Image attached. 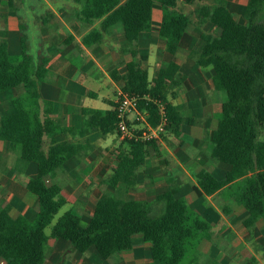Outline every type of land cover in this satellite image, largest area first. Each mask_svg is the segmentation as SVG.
Here are the masks:
<instances>
[{
    "label": "trees",
    "instance_id": "16d2710c",
    "mask_svg": "<svg viewBox=\"0 0 264 264\" xmlns=\"http://www.w3.org/2000/svg\"><path fill=\"white\" fill-rule=\"evenodd\" d=\"M192 3L197 0H185ZM210 21L215 34H202L201 44L190 51V56L200 67L211 68L213 86L223 90L225 99L216 113L217 124L210 136L211 154L224 170L215 175L200 170L196 177L207 194L225 185L238 203L246 208L244 224L249 226L264 217V140L258 138L259 126L264 124V0H251L244 9L245 20L236 19L224 0H209ZM178 0H82L77 17L84 23L100 20L99 28L108 31L119 23L125 44L134 45L140 33L151 31L152 9L155 3L162 10L158 33L165 39V60L157 66L155 74L135 61L126 63L125 73L111 70L115 80H121L124 93H148L150 100H141L140 110H148L149 124L159 121L158 102H162L166 114L165 137L170 132L178 135L185 116L182 107L174 104L173 89L180 86L186 74L176 63L180 46L193 37L188 30L192 26L190 16L177 6ZM72 39L68 35L64 43ZM101 31L92 29L83 37L87 46L99 44ZM47 56L37 62L29 51L26 38H20V58L11 60L6 44L0 41V92H14L19 85L29 89L31 78L42 79L47 68ZM11 99L12 111L0 116V139L8 150L33 162L35 174L27 181V189L37 196V210L33 219L23 215L11 217L7 210H0V260L5 264H43L45 249L54 239L69 242L70 249L84 252L93 247L102 258L116 251L132 248L133 235L139 233L142 241H149L151 257L158 264H180L194 246V239L202 235L204 220L189 207L183 197L170 190L158 195L151 203L134 197L120 198L102 194L94 204L92 214L85 225L77 213L67 210L48 226L65 203L60 186L53 180L55 169L77 151L65 140L57 142L55 135L72 129L58 127L47 115L40 114L37 99L26 92ZM115 105V103H114ZM91 123L103 133L116 129V113L90 110ZM191 122V118H187ZM51 140L46 153L40 152L43 137ZM126 144V145H125ZM158 151L156 139H123L116 153V164L106 179L110 187L120 183L126 189L136 183L138 170L145 163L148 150ZM157 206L158 211H154Z\"/></svg>",
    "mask_w": 264,
    "mask_h": 264
},
{
    "label": "crops",
    "instance_id": "0c3cea01",
    "mask_svg": "<svg viewBox=\"0 0 264 264\" xmlns=\"http://www.w3.org/2000/svg\"><path fill=\"white\" fill-rule=\"evenodd\" d=\"M197 1L200 3L193 19L180 7L181 2H177L178 8L192 20L188 32L193 41L181 45L177 52L176 63L186 78L173 89L175 94L172 101L182 107V112L189 110L192 118L189 124L194 121L192 114L205 116L204 121L193 123L201 126V134L197 133V137L192 140L194 146H186L187 151L182 150L185 148L180 138L182 127L179 134L174 135L177 141L175 145H167L161 137L156 140L158 151L150 147L142 167L151 162L153 170L159 163L168 166V169H159L163 171L162 175L155 174L156 171L149 172L145 195L153 201L156 195L170 190L175 196L183 197L204 220L206 230L194 239L192 250L180 264H264V217L249 226L245 225L246 208L229 193L226 185L207 194L197 181L196 175L200 170L218 176L224 170L211 154L210 136L216 128L217 117L215 123L210 124L211 115H204L212 111L215 114L219 112L222 98L216 106L211 92L219 91L213 86L211 68L197 66L189 55L192 49H197L201 44L202 34L216 33L209 12L205 14L200 11L201 6L210 7L213 4L211 1ZM81 7L82 0H34L27 5L25 0H0V41L6 44L9 59L20 58V38L23 37L28 40L29 51L31 42L34 39L36 41V53L33 55L35 62L41 56L48 57L44 77L31 78L28 90L19 85L14 92H0V116L12 111V93L14 96H23L30 92L38 101L42 117L47 115L56 126L72 129L55 135L57 142H70L77 151L55 169L53 179L61 188L60 195L65 199L63 205L70 204L68 210L77 213L80 223L85 225L95 202L100 195L105 194L98 188L94 191L90 180H86L99 176L102 177L99 182L105 183L113 167L106 177L104 163L112 155L116 157L119 146L123 144L116 129L103 133L90 124V110H112L115 101L123 93L121 80H115L111 70L123 75L126 63L135 61L148 70L150 77L153 76L157 66L165 60V39L158 33L162 10L157 3L152 9V30L140 33L134 45L125 44L119 23L104 31L99 28L100 20L92 24L82 22L77 17ZM94 28L101 31L100 42L87 46L83 43V37ZM68 35L72 39L64 43ZM207 77L210 84L204 81ZM196 84L203 89L193 91L192 87ZM208 84L211 91H205ZM181 88H184L185 97L182 95L179 99ZM133 124L138 125L136 121H131ZM50 145V138L44 136L40 152L46 153ZM160 151L162 160H151ZM139 170L136 183L128 190L135 189L141 182ZM35 171L33 162L8 150L6 141L0 139V210H7L11 217L23 215L33 219L37 210V196L27 189L26 184ZM120 187L126 189L121 183L117 188ZM44 254L43 264H63L65 258V264H150L149 258L151 264H158L152 259L148 246L140 242L134 243L130 252L116 251L108 258H102L93 247L84 252L72 250L68 241L59 238L50 241ZM114 254L117 257H113ZM0 264H5V261L1 259Z\"/></svg>",
    "mask_w": 264,
    "mask_h": 264
},
{
    "label": "rangeland",
    "instance_id": "374dc122",
    "mask_svg": "<svg viewBox=\"0 0 264 264\" xmlns=\"http://www.w3.org/2000/svg\"><path fill=\"white\" fill-rule=\"evenodd\" d=\"M179 1L181 2L180 7L183 8V10L186 11L191 16V18L193 19L195 17L196 8H197V6L199 5L200 2L194 1L192 3H187L185 0H179ZM204 1H207L208 3H210L209 0H204ZM224 1H225V4L228 5L230 10L233 11L234 17L236 19H240V20H245L246 19L248 11H247V9L245 10L244 7L248 6L250 4L251 0H224ZM30 2H34V0H25V5H27V3H30ZM23 11H21V12H23ZM36 48H37V44H36V41L34 39V41L31 42V47H30V52L33 55H35V53H36ZM203 68H206V67H203ZM205 71H207V70H205ZM204 81H205L206 84L209 83L208 77L204 78ZM209 84H208V87H206L205 91H207V90L211 91L212 90V88L209 86ZM93 86H95V85H93ZM189 86H190V83H189ZM197 89L198 90L199 89H203V87L201 85H198V84H196L195 86L192 87L193 91H195ZM218 91L219 92H215L213 90L211 92L212 99H213V101H214L216 106L220 104V99L221 98H222V100L225 99L224 91L223 90H218ZM183 92H184V88H181V90H179V99L181 98L182 95H184ZM184 97H185V95H184ZM183 113H184L186 118H191V116H190L191 114H189V110L188 109L187 110L185 109ZM204 115H206V117L207 116L210 117V115H211L210 121H208V122L210 124L211 123H213V124L215 123V120H216L215 112L212 111L211 113H209V114L205 113ZM131 116H134V114L132 113ZM192 116L194 118L193 123L197 122L195 124L200 123L199 121H204V118H205V116H202V115L196 116V115L192 114ZM191 120H192V118H191ZM189 123L190 122H188V121H185L183 123L182 130H181V136H180V138L183 141V146H185V148H182V150H186V151H187L186 146H194V143L192 142V140H194V138L197 137L196 136L197 133L201 134V132H200L201 126L199 127V125H195L193 123L189 124ZM258 138L261 139V140H264V124L259 126ZM177 140H178V138H177ZM163 141L166 142V144L169 145V146L175 145L177 143L176 138L174 137V134H172L170 132L166 133L165 137H163ZM171 148H173V147H171ZM160 153L158 155H155L154 157H152L151 160H154V159L157 160V161L162 160V158H163L161 156L162 155V151H160ZM115 164H116V157L114 155H112L111 159L108 162L104 163V166H105L104 170H105V173H106V177L111 172V168L113 166H115ZM212 165H213V163H212ZM159 169H163V171H164V169H168V166H163V164L159 163L158 165L155 166V170H153L152 169V163L150 162L148 165L146 164L144 167H142L141 170H139V172L141 174V177H140V181L141 182L136 186L135 189H132V190H128V189L121 188V187L120 188H117V187L116 188H112L108 184L99 182V180L102 178V177L99 178V176H97V177L92 176L90 179H87L86 181L90 180L92 189L94 191H96L97 188H98L99 190H102L105 194L115 195V196L120 197V198L134 197V198H138V199H142V200L144 199V200H147V201L150 200L151 203H152L153 202L152 198L150 196L147 197L145 195V191L148 188L147 180L149 179V177L147 175L149 174V172H152V171H156V173L154 172L155 174H158V173L161 174L162 170H159ZM53 180L55 181V179H53ZM159 180L161 181V179H159ZM70 208H71L70 204H65V205L61 206V208L58 210V212L54 215V217L52 219V222L48 226H46L45 232L47 234L50 232L51 225L58 219V217L61 216L66 210H68ZM75 210H77V209L75 208ZM154 211H158L157 206H154ZM133 239H134V243L140 242L141 244H144L145 246H149L150 245L149 241H145L144 242V241L141 240V236H140L139 233L134 234L133 235ZM48 250L49 249H47V251ZM130 250L131 249L124 250L122 252L127 253V252H130ZM116 255L114 254L113 257H117ZM149 259H150V264H151L152 260H151V258H149ZM66 262H67L66 258L63 259L62 263L65 264Z\"/></svg>",
    "mask_w": 264,
    "mask_h": 264
},
{
    "label": "built area",
    "instance_id": "2783aa9c",
    "mask_svg": "<svg viewBox=\"0 0 264 264\" xmlns=\"http://www.w3.org/2000/svg\"><path fill=\"white\" fill-rule=\"evenodd\" d=\"M148 93H121L115 101L113 109L116 113V131L122 139L129 140H154L159 139L165 132L166 114L162 102H158L159 121L155 126L149 124L148 110H140L141 100H150ZM134 116H131V114ZM136 121L138 125H131Z\"/></svg>",
    "mask_w": 264,
    "mask_h": 264
}]
</instances>
